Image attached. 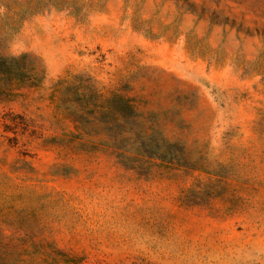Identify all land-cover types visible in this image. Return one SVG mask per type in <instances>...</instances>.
Masks as SVG:
<instances>
[{
    "label": "rangeland",
    "instance_id": "374dc122",
    "mask_svg": "<svg viewBox=\"0 0 264 264\" xmlns=\"http://www.w3.org/2000/svg\"><path fill=\"white\" fill-rule=\"evenodd\" d=\"M0 264H264V0H0Z\"/></svg>",
    "mask_w": 264,
    "mask_h": 264
}]
</instances>
